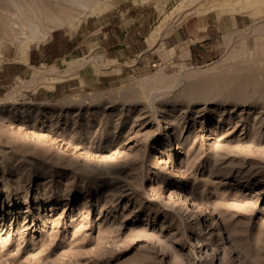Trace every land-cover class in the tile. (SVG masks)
Wrapping results in <instances>:
<instances>
[{
    "label": "rangeland",
    "instance_id": "obj_1",
    "mask_svg": "<svg viewBox=\"0 0 264 264\" xmlns=\"http://www.w3.org/2000/svg\"><path fill=\"white\" fill-rule=\"evenodd\" d=\"M93 1L0 0V264H264V0Z\"/></svg>",
    "mask_w": 264,
    "mask_h": 264
},
{
    "label": "bare ground",
    "instance_id": "obj_2",
    "mask_svg": "<svg viewBox=\"0 0 264 264\" xmlns=\"http://www.w3.org/2000/svg\"><path fill=\"white\" fill-rule=\"evenodd\" d=\"M67 1V0H65ZM73 3H80V5L83 7V9L88 8V4L93 1V0H70ZM95 1V0H94ZM93 1V2H94ZM100 1V0H97ZM95 2L98 3V2ZM102 1V0H101ZM226 1V0H225ZM236 5H239L241 3V0H236ZM66 3V2H65ZM100 3V2H99ZM98 3V4H99ZM91 5V4H90ZM92 5H94V3H92ZM223 5V4H222ZM74 6V5H73ZM93 7V6H91ZM96 8V7H95ZM98 9V8H97ZM19 14V13H17ZM16 14V15H17ZM18 16V15H17ZM20 16V15H19ZM21 17V16H20ZM22 18V17H21ZM50 23L52 24V27L50 28L51 30L54 27H61L64 25V21L61 20L59 17L53 16L52 18L49 19ZM22 21V20H21ZM22 25L28 30L29 35H26L24 33H19V31L17 30V28H15L16 26H9L7 31H5V35L7 36H12L14 40H16L19 44L20 47H23V53L27 54V52L29 51L30 46L35 43V42H40L42 40L47 39L48 37V33L41 30L39 25L33 23V22H29L28 24L22 22ZM22 28V27H21ZM23 29V28H22ZM52 32V31H51ZM17 42H15L17 44ZM11 43V42H10ZM2 46V45H1ZM21 49V48H19ZM19 52V51H18ZM28 56V55H27ZM2 58V57H1ZM52 76V75H51ZM56 78V77H55ZM45 80V78H43ZM34 81H38V79H33ZM41 80V78H40ZM48 80V79H47ZM46 80V81H47ZM53 80V79H52ZM42 81V80H41ZM52 82V81H51ZM14 99V98H13ZM10 101V99H8ZM2 102V101H1ZM8 102V101H7ZM12 104H16L15 100L11 101ZM18 104V103H17ZM10 105V104H9Z\"/></svg>",
    "mask_w": 264,
    "mask_h": 264
},
{
    "label": "crops",
    "instance_id": "obj_3",
    "mask_svg": "<svg viewBox=\"0 0 264 264\" xmlns=\"http://www.w3.org/2000/svg\"><path fill=\"white\" fill-rule=\"evenodd\" d=\"M137 35H140V33L138 32V33H136ZM124 38H123V41H126V42H128V44H127V46L125 47V51H130V50H127V49H131L130 47H132V48H134V47H136V44H138V45H141L142 46V49L141 50H139L140 52H144V51H146L147 50V48H146V44H141V43H143L142 41L140 42V40H136L137 38H133V36H130V35H124L123 36ZM139 39V38H138ZM139 42V43H138ZM119 45H122L121 43H117V44H115L113 47H118ZM112 47V49H111V47L109 48V53H111V59L112 60H115L117 57H119L120 55L119 54H116V52H115V50H114V48ZM29 51H30V49H29ZM29 51L27 52V54H26V56H25V59L28 57L27 55H28V53H29Z\"/></svg>",
    "mask_w": 264,
    "mask_h": 264
}]
</instances>
